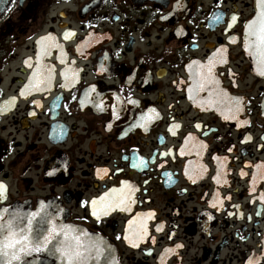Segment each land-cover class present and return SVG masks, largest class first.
<instances>
[{"label": "flooded vegetation", "instance_id": "af4514ba", "mask_svg": "<svg viewBox=\"0 0 264 264\" xmlns=\"http://www.w3.org/2000/svg\"><path fill=\"white\" fill-rule=\"evenodd\" d=\"M255 5L0 0V209L54 204L114 264H264V76L245 40ZM49 35L59 47L41 56ZM214 54L216 83L190 93ZM38 64L50 84L24 91ZM220 97L239 98L234 118L207 103ZM110 189L130 190L129 210L97 220L91 201Z\"/></svg>", "mask_w": 264, "mask_h": 264}, {"label": "snow or ice", "instance_id": "6c2138e0", "mask_svg": "<svg viewBox=\"0 0 264 264\" xmlns=\"http://www.w3.org/2000/svg\"><path fill=\"white\" fill-rule=\"evenodd\" d=\"M255 7L257 9L255 16L246 25V48L249 50V55L255 58L260 69L259 74L264 76V0H256ZM214 19L220 20L221 16L217 15ZM235 20L236 16L233 15L231 22ZM231 22L229 27H231ZM68 35L66 34L65 38ZM230 39L234 40L235 38L231 37ZM40 43L42 45L41 56L47 55L48 49L51 47H59L51 35L41 37ZM215 55L193 74L194 86L189 88L190 93L204 91L208 85L216 83L213 74ZM51 74L52 69L49 66L38 64L29 78L28 84L25 85L24 91L40 90L41 85L47 86L51 82ZM190 98L195 100L196 96L193 95ZM84 102L81 101V103ZM207 103L224 104L227 110L232 113V118L235 113L240 111L239 98L220 97L217 100L209 99ZM256 167L261 168L264 165ZM261 175L264 177V173ZM4 192L5 186L0 184V197L4 195ZM129 202H132L130 190L126 192L124 189H110L109 192L91 201L92 215L99 220L102 215H107L115 208L129 210L127 207ZM47 207L41 204L39 211L30 213L18 209L11 212L7 208L0 209V264H36L38 258L33 257V254L42 252L47 253L48 256H58L66 264H89V261L99 260L101 256L108 261V264H114L110 245L105 244L102 239L95 238L77 225L57 223L56 220L61 210L55 209L54 212H49ZM147 215L150 216L151 213ZM128 223L131 231L137 221L134 219ZM133 235L136 240L143 239L147 235V229L143 222L139 223ZM125 239H128L132 246H136L129 237L126 236ZM29 257H33V259H28Z\"/></svg>", "mask_w": 264, "mask_h": 264}, {"label": "water", "instance_id": "95a60500", "mask_svg": "<svg viewBox=\"0 0 264 264\" xmlns=\"http://www.w3.org/2000/svg\"><path fill=\"white\" fill-rule=\"evenodd\" d=\"M40 205L35 210H32L31 208H26L23 205H14V206L9 207L7 209L10 212L13 211V210H17L18 209V210H20L22 212L30 213V212L39 211L40 210ZM44 205L48 206L47 207V211H49V212H54L55 209H59L56 205L51 204V203H45ZM56 222L57 223H61V222L67 223L66 220H65V217L62 214V211L59 212V215L57 217ZM79 228H81V227H79ZM83 230H85V229H83ZM85 231H87V230H85ZM87 232L90 233L91 235H93L97 239H102L100 236H98V235H96V234H94L92 232H89V231H87ZM102 240H103V242L105 244L109 245L104 239H102ZM110 248H111V246H110ZM111 253H112L113 257H115L112 248H111ZM36 264H66V262L61 260L58 256H48L47 253L42 252V253L38 254V261H37ZM89 264H108V261H106L105 258L103 256H101V258L99 260L92 261Z\"/></svg>", "mask_w": 264, "mask_h": 264}]
</instances>
